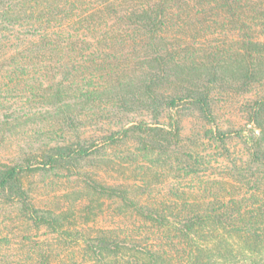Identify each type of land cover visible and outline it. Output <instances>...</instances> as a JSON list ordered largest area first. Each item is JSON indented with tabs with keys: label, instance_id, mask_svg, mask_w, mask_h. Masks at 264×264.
I'll return each instance as SVG.
<instances>
[{
	"label": "trees",
	"instance_id": "16d2710c",
	"mask_svg": "<svg viewBox=\"0 0 264 264\" xmlns=\"http://www.w3.org/2000/svg\"><path fill=\"white\" fill-rule=\"evenodd\" d=\"M8 2L0 0V73L5 70L8 90L26 98L29 109L14 111L1 129L16 134L35 124L33 139L0 159V205L14 209L12 230L23 231L19 263L51 264L59 248L77 239L98 264H212L240 252L231 240L243 251L264 252V0H33L35 18L44 21H15ZM238 96H251L241 109L252 127L246 136L243 127L218 123L222 108ZM131 114L142 118L117 120ZM188 118L224 149L230 139L245 137L246 158L232 159L240 184L232 185L229 198L225 182L213 179L192 200L178 188L169 190L174 197L155 199L148 178L157 171L134 167L141 157L158 163L164 175L198 172L201 136L194 127L184 132ZM94 125L95 134L86 135L84 128ZM108 149L126 153L115 161ZM101 153L112 173L132 165L133 180L108 170L110 181L82 173ZM42 171L81 175L87 202L80 215H97L99 200H107L164 238L149 243L111 228L72 232V208L39 206L25 185ZM12 260L0 254V264Z\"/></svg>",
	"mask_w": 264,
	"mask_h": 264
},
{
	"label": "rangeland",
	"instance_id": "374dc122",
	"mask_svg": "<svg viewBox=\"0 0 264 264\" xmlns=\"http://www.w3.org/2000/svg\"><path fill=\"white\" fill-rule=\"evenodd\" d=\"M12 2H8L6 6L10 5L8 8L10 12L13 11V17L15 21H44V19L37 20L35 18L36 9L33 8V0H11ZM34 12H33V11ZM31 18L29 14H32ZM30 17V18H29ZM32 29V28H30ZM3 74L0 73V138L5 137L0 141V159L9 158L14 156L22 147L26 145L28 140L33 139L32 131L34 130L35 124L26 123L24 126H21L18 129L16 134H11L9 131L2 130V126L5 124L4 120H9V118L13 115V112L16 111L19 113H24L29 109L28 105H26V98L23 96H14V93H11L8 90V85L12 87L11 82H7V77L5 70L3 69ZM5 82V83H4ZM9 83V84H7ZM7 84V85H6ZM260 92L259 89L254 90V92ZM252 95H254L252 93ZM16 97V98H15ZM251 96H243L238 98H232L228 101V104L231 107L222 108L220 114H218V123L221 127H234V128H244L243 136H246L250 133L252 129L250 124H246L244 118V112L241 110L244 106L246 99ZM239 99V101H238ZM235 101L234 104H231ZM19 106V107H18ZM22 106H25L23 108ZM23 109V110H22ZM123 116V117H122ZM119 120L122 122L130 123L132 121H137L142 118L141 115L131 114L128 116L122 115ZM145 118V117H144ZM116 120V121H117ZM168 120L165 119L164 123ZM106 125V124H104ZM116 125V124H115ZM99 127L103 126L101 123L98 124ZM196 128L195 130L201 136L200 145H198L199 155L197 157L198 164H196L195 168L198 169L195 172L189 171L187 173L178 172L177 170H170L163 173V167L156 164L150 163L148 160H144L143 158H139L137 162L134 164V167H139L142 165L145 168L150 167L151 170L149 172L157 171V175L155 178L150 176L148 179L152 183L151 188V196L155 199H160L163 195H168L170 197H174L169 195L170 189L178 188L180 192H185V196L192 200L193 198L200 195V189L207 182H212L211 180L216 179L225 182L227 190V198L230 197V194L234 191L232 185L240 184L237 177L231 174L232 168L234 167L232 163V159L237 160L238 163L244 160L246 157L244 155V143L243 139L233 138L228 141L226 144V149H224L218 142L213 139L207 138V132L202 130V126L199 125L195 119L188 118L185 121V133L191 134L192 128ZM96 125L87 128H84V132L86 135L95 134ZM98 129V128H97ZM100 142H98L99 144ZM228 149V150H227ZM109 152H105L106 156L108 155L113 158L115 161L118 160L117 155H123L126 153L122 152L119 154L118 151L122 150H109ZM103 159L104 153L100 155H94L93 160H90L89 163L84 164V168L81 169V172L85 173H97L100 177L112 180L111 176L107 174V167L104 164ZM240 159V161H239ZM103 161V162H102ZM126 165V164H125ZM133 166L130 164L126 165V172L124 174H119L115 172H109L114 177H118V179H127L128 181L133 180L134 174L129 171ZM200 168V169H199ZM138 169V168H136ZM108 172V173H109ZM112 175V176H113ZM82 177L81 175H77L76 173H63L59 171H42L35 172L30 174L25 179V185L29 189L32 197L36 201L37 205L42 207H49L51 209L66 210L68 207L72 208V217L70 218V222L68 226L72 232L75 230L82 231L83 233L94 234L100 228H111L117 231L122 236H131L139 239H146L148 242L156 241L160 239V237L165 236L163 232L156 231L154 229H149L147 227H141L139 221L136 220L135 217H130L128 214L124 216L123 213H119L116 211L115 206L110 204L107 200H99L98 203H102L100 206V210H96L95 216L89 214L86 216L85 214H79L78 210L83 203L87 202V197L85 194H82L84 191L82 188ZM142 182V181H141ZM211 185V184H210ZM253 186V179L251 178L250 187ZM249 187L250 190H252ZM247 188V186L245 187ZM212 189L214 191L222 190L218 189L217 185H212ZM245 189L241 191V193H245ZM235 193V192H234ZM147 194V193H146ZM248 195V193H247ZM226 198V199H227ZM97 203V204H98ZM100 205V204H99ZM15 216L14 209L12 207H4L0 205V254L12 255L13 259L12 264H30V262L22 260L19 263L17 260L21 257V254L18 255L19 251V239L21 238V231H13V217ZM12 232H15L13 235ZM39 236V239L45 238V236L41 233L36 234ZM54 236H49V239L52 242H57L52 238ZM8 239L9 242L5 243L4 239ZM76 241V240H75ZM153 241V242H154ZM165 241L162 239V242ZM149 242V243H150ZM157 242V241H156ZM232 246L237 252L236 256L223 261L220 257L217 258V262L214 259L212 264H252L253 261H259L264 259V252L262 254L250 253L248 251H243L240 248V242L236 240H231ZM5 243V246H3ZM155 243V242H154ZM207 248H212V243L204 244ZM58 248V247H57ZM60 252V256L53 259L51 264H98L94 260H92L87 254H85L82 247V239H77L75 243L67 250H63L61 248L58 249ZM212 252V251H210ZM206 261V260H205ZM118 264H127L124 260ZM183 264H187L183 262ZM207 264V262H205Z\"/></svg>",
	"mask_w": 264,
	"mask_h": 264
}]
</instances>
